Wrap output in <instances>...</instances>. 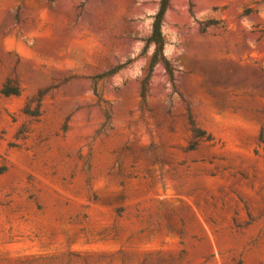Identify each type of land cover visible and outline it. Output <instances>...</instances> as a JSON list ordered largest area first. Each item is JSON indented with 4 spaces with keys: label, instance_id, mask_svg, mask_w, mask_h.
<instances>
[{
    "label": "rangeland",
    "instance_id": "1",
    "mask_svg": "<svg viewBox=\"0 0 264 264\" xmlns=\"http://www.w3.org/2000/svg\"><path fill=\"white\" fill-rule=\"evenodd\" d=\"M161 3L0 0V264H264V0H169L171 72Z\"/></svg>",
    "mask_w": 264,
    "mask_h": 264
},
{
    "label": "trees",
    "instance_id": "2",
    "mask_svg": "<svg viewBox=\"0 0 264 264\" xmlns=\"http://www.w3.org/2000/svg\"><path fill=\"white\" fill-rule=\"evenodd\" d=\"M168 1L169 0H162L159 11L156 14V16H154L153 18L154 22H153L152 32H151L150 37L147 39L146 43H147V46H150V45L155 46V53L151 60V69L154 68V66L157 65L159 62H162L164 63V65H166L168 71L171 72V70H169L168 62L165 60L164 54H163L164 38L162 34V23H163L165 12L167 10ZM0 94L4 96H10V95L17 96L20 94V89L15 88V90H12V88H10L8 84L4 86ZM193 131L194 133H198V130L196 129H194Z\"/></svg>",
    "mask_w": 264,
    "mask_h": 264
}]
</instances>
